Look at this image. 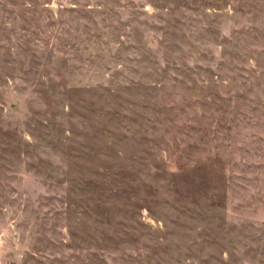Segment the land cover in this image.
<instances>
[{"label": "rangeland", "instance_id": "obj_1", "mask_svg": "<svg viewBox=\"0 0 264 264\" xmlns=\"http://www.w3.org/2000/svg\"><path fill=\"white\" fill-rule=\"evenodd\" d=\"M0 264H264V0H0Z\"/></svg>", "mask_w": 264, "mask_h": 264}]
</instances>
